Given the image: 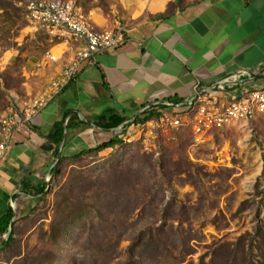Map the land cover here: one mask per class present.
I'll return each mask as SVG.
<instances>
[{
	"label": "rangeland",
	"instance_id": "1",
	"mask_svg": "<svg viewBox=\"0 0 264 264\" xmlns=\"http://www.w3.org/2000/svg\"><path fill=\"white\" fill-rule=\"evenodd\" d=\"M28 1L0 0V118L45 94L73 46L30 23ZM72 1L92 19L114 15L115 0ZM136 124L13 204L0 264H264V112L170 140Z\"/></svg>",
	"mask_w": 264,
	"mask_h": 264
},
{
	"label": "crops",
	"instance_id": "2",
	"mask_svg": "<svg viewBox=\"0 0 264 264\" xmlns=\"http://www.w3.org/2000/svg\"><path fill=\"white\" fill-rule=\"evenodd\" d=\"M113 12L89 17L98 30L123 26L126 43L97 54L41 109L29 135H14L0 163V219L10 207L13 219V204L21 209L60 161L117 135L97 126L99 117L127 123L147 108H178L196 84L212 89L240 69H259L246 85L264 86V0H115ZM79 46L66 45L67 61Z\"/></svg>",
	"mask_w": 264,
	"mask_h": 264
},
{
	"label": "built area",
	"instance_id": "3",
	"mask_svg": "<svg viewBox=\"0 0 264 264\" xmlns=\"http://www.w3.org/2000/svg\"><path fill=\"white\" fill-rule=\"evenodd\" d=\"M25 9L29 22L35 27L52 35H66L81 46L63 64L45 94L25 107L12 108L0 118V163L7 157L14 135L19 132L29 135L41 109L70 83L81 68L92 64L97 54L114 51L127 41L123 26L98 30L72 0H30ZM258 70L240 69L234 76H224L216 81L213 90L202 89L196 84L187 100L188 105L164 110L147 108L154 114L133 126L146 138L163 136L170 140L180 129H189L199 135L249 121L264 112V86L246 85ZM242 77L246 79L241 81ZM130 126L127 129H131ZM123 132L119 127L116 134L119 137Z\"/></svg>",
	"mask_w": 264,
	"mask_h": 264
},
{
	"label": "trees",
	"instance_id": "4",
	"mask_svg": "<svg viewBox=\"0 0 264 264\" xmlns=\"http://www.w3.org/2000/svg\"><path fill=\"white\" fill-rule=\"evenodd\" d=\"M151 116H152V113L148 114L144 118H136L133 122L123 123L124 118L114 114V115L108 116L107 119L104 116L99 117L98 120L95 121V124L101 128H104V129H114V128L122 127V130L124 131L132 123L144 121V120L150 118ZM60 141H61V139H58V140H56V143L58 144ZM121 142H122V140L118 137V135H115L109 141L103 142L100 146H98L94 149L84 151V153L98 152V151L104 150L106 148H111V147H113L116 144L121 143ZM76 156H79V155H76ZM56 170L57 169H55L54 173L56 172ZM12 211H13L12 207H10L9 211L6 213V215L2 219H0V237H2V235L9 232L8 237L2 241V249L8 247L11 244V242L13 241V232H12V230H9L10 222H11L12 216H13Z\"/></svg>",
	"mask_w": 264,
	"mask_h": 264
},
{
	"label": "water",
	"instance_id": "5",
	"mask_svg": "<svg viewBox=\"0 0 264 264\" xmlns=\"http://www.w3.org/2000/svg\"><path fill=\"white\" fill-rule=\"evenodd\" d=\"M213 89H216V85H215V87H213L212 88V90ZM186 105H188V101H186L185 103H183V104H178L177 106H186ZM59 158V157H58ZM9 235V232L7 233V236ZM6 239V238H5ZM5 239H3V240H5Z\"/></svg>",
	"mask_w": 264,
	"mask_h": 264
}]
</instances>
